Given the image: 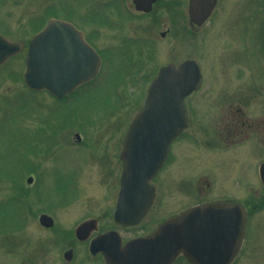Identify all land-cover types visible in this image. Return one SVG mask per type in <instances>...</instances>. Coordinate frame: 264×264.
<instances>
[{"label":"rangeland","instance_id":"obj_1","mask_svg":"<svg viewBox=\"0 0 264 264\" xmlns=\"http://www.w3.org/2000/svg\"><path fill=\"white\" fill-rule=\"evenodd\" d=\"M110 1L0 0V34L6 39L26 45L41 22L55 16L72 23L103 56L95 79L61 103L45 91L25 87L21 76L25 49L0 65V264H11L18 260V252L30 250L16 245L13 230L8 234L1 231L2 227L15 230L23 219V209L34 204V183L25 184L26 176H40L36 197L43 203L52 204L75 192L70 204L56 210L67 226L79 215L108 208L118 189V139L141 106L148 80L168 60L177 63L194 57L204 73L203 87L185 101L197 106L194 117L205 118L197 123L196 137L205 142L212 138V144L179 147L174 151L176 164L173 161L167 166L163 175L169 173L168 187L179 178H196L201 193L171 188L166 195L159 186L158 198L167 199V207L173 209L216 193L215 182L224 198L242 201L248 210L242 247L232 264H264V186L256 174L264 152L251 146L260 139L264 145L260 134L262 131L264 136V70L253 45L264 20L263 0H220L219 13L198 34L187 26V0H155L147 14L134 15L126 14L121 0H117L119 12L110 8ZM165 30L160 37L159 32ZM130 38L139 41L124 43ZM259 77L261 91L250 92L257 89ZM227 102L238 104L232 108H241L256 125L245 139L236 137L233 143L224 137L222 118L230 112ZM57 128L61 130L57 132ZM191 129L193 124L187 130ZM86 142L94 144L95 154L107 143L110 173L106 159L94 155L90 161L92 151L85 150ZM30 150L36 152L30 155ZM200 173L203 175L195 176ZM19 190L25 205L17 202ZM46 206L35 204L33 209L38 212ZM32 221L30 236L46 237ZM121 233L127 236L131 232ZM177 264L185 263L180 260Z\"/></svg>","mask_w":264,"mask_h":264},{"label":"water","instance_id":"obj_2","mask_svg":"<svg viewBox=\"0 0 264 264\" xmlns=\"http://www.w3.org/2000/svg\"><path fill=\"white\" fill-rule=\"evenodd\" d=\"M137 9L148 10L154 0H132ZM215 0H188L191 21L200 23ZM0 34V64L22 49ZM98 58L69 23L51 19L27 46L23 80L32 90L45 89L57 98L91 78ZM196 65L182 62L159 68L149 83L144 102L134 115L123 141V163L114 220L121 225L137 223L152 198L148 179L159 167L168 142L185 126L183 97L199 84ZM128 146V147H127ZM264 183V163L258 169ZM30 181V178L27 179ZM246 213L237 202L216 201L192 206L159 226L150 235L120 244L114 231L99 235L90 250L100 251L109 264H170L181 254L191 264H230L238 253ZM41 222L46 220L42 216Z\"/></svg>","mask_w":264,"mask_h":264},{"label":"flooded vegetation","instance_id":"obj_3","mask_svg":"<svg viewBox=\"0 0 264 264\" xmlns=\"http://www.w3.org/2000/svg\"><path fill=\"white\" fill-rule=\"evenodd\" d=\"M121 8H124L126 12V14L128 15H134L136 13H142V14H147L149 11H144L143 9H137L134 8V5L132 3V0H128V1H123L121 0ZM117 0H111L109 3L110 8H114L117 12H119L120 8H117ZM220 4V0H215V4L210 8L209 13L207 14V16L200 22V23H196L195 21H191L189 19V15H188V1H187V5H186V15H187V26L188 29L191 33L193 34H198L197 32H199V30L202 29L204 30V26L206 27L210 21L212 20L213 16L218 12L219 13V9L218 6ZM263 6H264V0H263ZM262 6V5H261ZM152 7V6H151ZM257 10V8L255 9V11ZM254 11L255 15L256 12ZM263 22V23H262ZM261 26L259 25V29L256 32V35H254V41L253 45H255L254 48H256L255 50V54L258 57V59H260L261 61H263V65L261 68V71L264 70V20L262 21ZM207 28V27H206ZM202 33V32H201ZM166 34V30L159 32V36L160 37H164ZM85 41L100 55V57L102 56V53L100 52V50H97L96 47L93 45V43L86 37H84ZM142 40H145L142 38ZM124 43H136L138 40V38H130L125 39ZM177 53V52H175ZM176 59V57L174 58ZM187 59H191L194 60L196 62L195 57L194 58H185L182 59L180 61H178L177 63H174L171 60H168L166 63H174L175 65H177L178 63H180L183 60H187ZM197 63V62H196ZM161 64V65H164ZM159 65V66H161ZM198 65V69L199 72L201 74V81H200V85L197 88V90L191 92L186 98H188L190 95L196 93L198 90H200L203 87V70L200 68L199 64ZM158 66V67H159ZM157 67V68H158ZM156 68V70H157ZM155 70V71H156ZM264 73V71H263ZM259 74V73H258ZM260 77L258 79V84L256 86L257 89H254L250 92H254L255 94H259L258 92L261 91L260 89ZM264 87V85H263ZM240 88V86H238V89ZM79 89V87L76 89V91ZM244 92V91H242ZM248 91V93H250ZM76 93V92H75ZM74 93V94H75ZM72 94V95H74ZM71 94L69 96H72ZM69 96H67L66 98H69ZM246 99V98H245ZM246 100H249V98L247 97ZM233 104L238 106V104L236 103H231V102H227L226 105L228 106V115L227 117L223 116V121H224V126H223V130L225 132V140L228 139L227 142L229 143H233L236 137H244L242 139H245L248 134L250 133V131L256 129V125L254 124V122H251L250 120H248V118L246 116L243 115L241 108L239 107H233ZM185 105V109H186V116H187V122H186V127L184 128V130L175 138H173L167 145V155L166 158L163 162V164L161 165V167L158 169V171L155 173V175L151 178L150 183L153 186V190H154V195L152 198V201L150 203V206L146 212V214L143 216V218L136 224L133 226H119L115 223L114 219H113V212L116 206V194L117 191L115 192V196L112 197L110 203H109V207L108 208H104L102 209V212L99 213H85L82 215H79L78 218L74 219L70 224H68L65 222V218H63V215L61 214H57L56 210L58 208H62L65 205L70 204V199H72V197L69 196H65L66 198H64L63 200H61V198H56L54 200V203L50 204V203H43L37 200L38 197H36V193H37V189L40 185V181L38 180V177L40 176H36L34 174V176H32L30 174V176L32 177L31 182H29L28 184H33L34 183V187L31 190V194L33 195L32 202L34 204H30L27 209H23V219L20 222L19 226H17V228L14 230L13 228H8L5 229L2 227L1 231H4L5 234H8L10 232V230L13 232L11 233L13 236L16 235L17 238V242L18 247H22V246H26L27 249L30 248L28 253H24L22 252H18L17 256L18 260L15 262H12L11 264H108L105 262V260L103 259L102 254L99 251H91L89 249V245L90 242L98 235L107 232L109 230H115L117 231L120 235H121V240L122 242L132 238V237H137V236H142V235H146L148 233H150L151 231L154 230V228L161 223L162 221L177 215L178 213H180L183 209L194 205V204H200V203H204V202H210V201H217V200H230V199H226L224 198V191L220 190L219 188H215V182L211 179L213 177H210V183H211V187H212V183L214 182V186L213 189L216 191V193L209 195L208 197H197L194 198L195 200L189 204H184V205H179L173 209H169V207H167V199H163L158 198V191H159V186H161V191H163V194H166V191L168 189L174 188L176 191L178 192H187V193H192V194H196L199 195L201 193L200 189L196 187L195 185V180L196 178H188V179H182L179 178L177 181H174L172 183L171 187H168V183H169V173L166 172L165 175H163V173L165 172V168L168 166L170 167V165L172 164V162L174 161L176 164V154H174V151L178 150L179 147L182 148H188L187 145H190V143H192L194 146L200 145L201 143L207 144V143H211L212 144V138H208V140L205 142L203 140H198V137H196L197 134L194 133V130H196L198 127L197 123L201 124L203 123V119L205 118H198V117H194V114L196 113V108L197 106H193L192 101H185L184 102ZM264 107V106H263ZM260 109V108H259ZM263 109V108H262ZM201 119V121H199ZM208 120V118H206ZM197 120V122H196ZM199 121V122H198ZM130 122V120H129ZM128 122V124H129ZM123 129V132L121 133V138L118 139V149H117V155L115 157V159H117L119 161V166H117V168H119V175L117 177V185L119 186V176H120V172H121V160L119 158V154L121 152L122 149V143H123V138H124V134L125 131L127 129V126ZM189 124H193L194 129H191V131L187 130ZM196 127V128H195ZM257 127L259 128V126L257 125ZM200 130V129H199ZM249 132V133H248ZM261 134V138L264 137L262 134V131L260 132ZM60 134L57 133L56 137H59ZM220 137V135H218ZM223 137V139H224ZM53 138V137H52ZM241 139V140H242ZM56 140V139H55ZM78 140V138H77ZM239 141V140H237ZM236 141V142H237ZM57 142V140H56ZM201 142V143H200ZM58 143V142H57ZM109 143V142H108ZM218 143V142H217ZM262 139H260L259 141L253 142L251 143V146L254 144L257 145V147L261 148L260 151L264 152V146ZM94 144L93 143H89L86 142V148L85 150H91L92 154L90 156V161L92 160V157L95 155V157H99V158H103L104 161L106 159L107 163H108V148L106 149L107 143L103 144V149L100 150V153L95 154L94 152V147H92ZM191 149V148H189ZM35 153L36 150H30V155L32 153ZM221 153H224L221 152ZM49 157V156H48ZM32 165V163L30 164ZM35 165V164H34ZM111 165L112 163H108V172L110 173L111 171ZM31 167V166H30ZM35 169H36V165H35ZM112 173V172H111ZM203 175V173H200L198 175L195 176H200ZM78 176V175H76ZM111 176V174H110ZM194 176V177H195ZM206 176V174H205ZM160 177H162V179H159ZM156 178L158 180V183L156 182ZM115 180L114 176H113V181ZM33 181V182H32ZM159 184V185H158ZM75 188V187H74ZM158 190V191H157ZM160 193V192H159ZM161 194V193H160ZM18 197H19V203H21L22 205H25L24 199H23V195H22V191L18 192ZM167 195V194H166ZM45 204L47 205L45 208L40 209L38 212L37 210L34 211L33 206L35 204ZM26 204H28L26 202ZM33 205V206H32ZM24 208V207H23ZM67 215V214H66ZM44 217V219L46 220L45 222H41L40 218ZM60 217L62 219H60ZM35 220V226H37L36 228H39L41 231L46 232L47 236L46 237H42V236H38L35 235L34 236H30V234L32 233L29 228L31 226L34 225V222L32 221ZM64 220V222H63ZM67 220V218H66ZM86 223L84 228L79 229L77 231V228L83 224ZM123 230H127L130 231L131 233L127 236H123L121 231ZM37 242V244H36ZM39 242V243H38ZM40 244V245H39ZM39 245V246H38ZM37 246V248H33ZM26 249V248H24ZM181 260V262L187 264L182 257H177V259L172 263V264H177V262H179Z\"/></svg>","mask_w":264,"mask_h":264}]
</instances>
